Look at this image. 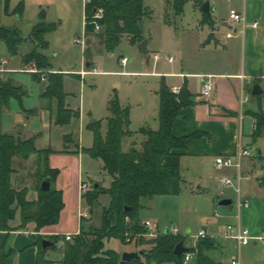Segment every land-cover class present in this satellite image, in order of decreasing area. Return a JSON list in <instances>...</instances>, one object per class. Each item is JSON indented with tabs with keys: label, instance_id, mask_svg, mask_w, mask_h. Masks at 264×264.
I'll use <instances>...</instances> for the list:
<instances>
[{
	"label": "rangeland",
	"instance_id": "rangeland-1",
	"mask_svg": "<svg viewBox=\"0 0 264 264\" xmlns=\"http://www.w3.org/2000/svg\"><path fill=\"white\" fill-rule=\"evenodd\" d=\"M0 1L2 2L0 8L1 24L5 27L18 29L22 37L27 38L30 35L32 25L39 21V14L42 12L45 13L47 22L58 25L56 31L45 36L46 41L48 40L51 43L50 47L41 50L52 67L51 70L41 71L45 74L46 79L52 73L67 74L56 71L54 68L76 73L83 68L84 60L88 64L96 62L90 70L97 69L98 74L87 75L83 79L75 75L64 77L65 107L79 113L72 117L70 124L57 126L53 122L51 128L45 129L43 125L45 121H42L40 115H38L31 121H25L28 124V128L25 130L29 133L41 132L42 138L38 141L39 148L51 149L56 153L55 157H49L48 163L51 169L59 171L53 189H61L66 195L62 230L66 233L74 232V230L80 228L79 209L81 212L87 211L90 214L89 219L85 222V229L100 228L103 210L109 206L110 196L107 194L101 195L92 208L88 207L85 201L81 202L80 207L78 182L81 178L82 184L88 185L90 191L95 184H100L103 188L108 189L111 178L104 171L103 162L93 159L87 153V150L93 146L95 131H99L102 137L106 136L107 119L111 116L108 109L109 102L116 97L122 107L130 109L131 123L129 131L133 133L131 141L135 144L140 145L143 141V135L140 134L142 129L153 131L159 129L160 99L158 93L161 80L145 75L152 72L154 63L148 56L140 55L137 49L129 44L126 35L113 52H108L104 46L95 45L97 36L89 39V43H91L90 50L88 52L83 51V46L76 42L84 40V46H86L87 37L84 33L83 18L84 0H11L9 12L7 13L4 11V0ZM20 1L24 2L25 7L23 17L17 19L18 15H14V9ZM210 1L216 8L213 19L219 24L222 23V20L228 19L231 7H238L239 2V0ZM145 6L151 12V15L144 18L141 23V30L145 40L151 42L148 47L150 53L158 49H169L174 41L172 38L173 32L182 37L185 33H192L193 26L203 21L200 9L194 6L192 0L185 3L180 15L175 13L174 0H145ZM103 12L105 14L104 10ZM203 25L206 27L208 23L203 22ZM104 32L105 28H102L98 33H94L102 35ZM195 33L198 36L202 35L200 31ZM203 43H206V41L204 40ZM240 46L239 44L226 56L232 69H238L242 62ZM31 49L32 45L29 43L20 47L16 56H10L6 47L2 45L0 47V59L2 57L3 60L9 62L8 68L20 69L26 73L19 70V72L7 74L5 70L0 69V80L3 83L11 82V79L17 81L16 85L22 87L25 92V96H23L24 107H41L47 110L44 114V116H47V120H49L48 116L51 114L52 120L56 122L57 101L41 97L46 91L47 81L35 80L27 72L36 64L32 62L30 65H25L22 60V53L26 50L29 52ZM124 58H127L128 64L125 68H122L121 63ZM165 67L167 66L161 63L157 70L162 71ZM131 73L144 74L132 75ZM6 75L11 79L7 78ZM261 107H263L264 112V104ZM20 109L21 104L16 99H11L6 107L0 105V134L11 132L14 122L13 112L20 111ZM24 117L27 118L28 116ZM92 121H97L98 124L92 127L90 125ZM248 132L246 129L243 147L249 150L252 155L242 160V173L248 177L241 182V198L242 201L247 200L250 205L252 201L257 200V207H259L257 209L262 213L264 212V185L260 182L264 180V131L263 135L256 141L252 139L250 133L247 134ZM67 136L70 137L69 142H66ZM257 148L261 149L260 156H257L254 152ZM128 149L129 146L125 143L123 151ZM65 150L71 152L80 150V154L63 153ZM189 162L191 161L183 162L180 194L142 199L143 209L140 211V216L143 219L141 221L150 220L158 224L162 231L171 227H178L181 236H188L185 239V247L188 249L194 245L196 247L198 240L194 238L201 230L210 231L213 225L217 227V235L222 236L223 227L235 223L239 214V194L236 191L239 187L237 170L235 168L215 170L210 167L206 172L201 173L192 167V163ZM39 164L40 159L37 155H33L28 161L16 157L12 163L13 169L17 171V176H15V173L12 176V188L17 191L27 189V198L30 201H32L31 198L37 195ZM221 177L231 179L234 187L226 190L218 182ZM199 186L200 189H198ZM220 190L227 192L225 197L233 201V210L219 205L218 195ZM17 218L21 221L19 213ZM19 221L17 222L19 223ZM28 230L31 231V225L28 226ZM189 230L190 233H188ZM43 237L50 241V236ZM126 243L112 241L107 243V248H113L119 253L134 252V245ZM248 249H250V252L243 250L240 257L238 254L235 255L241 264H264L262 243H259L257 247L251 245ZM27 250L28 248H25L23 253ZM62 253V248H51L46 255V259L53 261L54 264H59ZM235 253L233 248H230L224 251V256L230 258ZM189 264H196V262H190Z\"/></svg>",
	"mask_w": 264,
	"mask_h": 264
},
{
	"label": "trees",
	"instance_id": "trees-1",
	"mask_svg": "<svg viewBox=\"0 0 264 264\" xmlns=\"http://www.w3.org/2000/svg\"><path fill=\"white\" fill-rule=\"evenodd\" d=\"M189 0H174L175 11L180 15L183 6ZM197 7H201L206 0H192ZM11 0H4V11L9 12ZM0 1V8H1ZM99 9L105 11L104 19L100 22L105 32L100 36L102 45L108 52H113L126 35L129 44L136 46L143 41L141 23L151 12L145 6V0H91L85 7L86 21H89ZM24 10L23 2L14 9V15L21 16ZM45 13L39 15V21L31 28L30 35L22 37L18 29L5 27L1 24L0 16V47L4 45L10 56H16L19 48L29 43L31 51L27 52L22 60L25 65L32 62L39 71L52 69L41 50L48 48L45 36L57 30L56 23H48ZM94 34V27L86 24V35ZM39 80L38 74H33ZM65 74L52 73L47 76V88L43 98L57 101V126L70 124L72 117L78 115L65 107V93L63 81ZM159 107V129L157 131L142 129L140 134L146 138L141 149L132 148L123 151V141L133 133L130 127V109L122 107L117 97L109 102L111 116L107 119L106 136L102 137L95 131L93 146L87 153L95 160L103 162L104 171L110 176L111 184L108 189L100 184L92 186L89 193L82 195L83 201L90 208L94 206L101 195L110 196V204L103 210L102 225L100 228L85 229L86 218L81 219V232L75 238L66 242L62 247V259L59 264H184L185 254L178 257L175 249L179 243L185 244L186 236H174L162 232L156 239H146L147 230L141 225L140 211L143 209L141 200L153 199L158 196L179 195L181 192V156L176 150H186L189 143L200 137L191 135L181 138L173 136L172 130L178 113L187 107L193 106L192 95L184 86L178 94L173 93L162 80ZM25 92L14 83L0 80V105L6 107L11 99L22 104ZM263 98V95L259 96ZM264 104V102L262 103ZM263 107L253 117L257 121L254 131L256 141L263 135L264 112ZM98 124V123H97ZM95 126V125H94ZM93 127V126H92ZM40 135L30 140H22L9 134H0V231L9 232L16 229L10 227V222L20 214V226L17 230H25L34 225V231L40 233L45 227L57 226L60 223L61 213L65 204L63 192L54 190L59 171L49 167V157L55 152L51 149L39 150L35 143ZM70 137H66L69 142ZM67 149V148H66ZM86 152L85 150H82ZM63 153L79 154L80 150ZM37 155L39 164L38 197L34 201L28 200V190H14L11 185L15 171L12 166L15 157L28 160ZM52 182L49 192L41 191V183L45 179ZM98 185V188L95 186ZM127 235H131V242L135 253H143L131 261H123V254L115 249L107 248V243L119 241L127 244ZM53 249L62 237L49 238ZM43 236L39 235L36 264H54L47 260L46 255L51 248H43ZM48 241V240H47ZM216 241L210 236L200 239L196 247L189 248L188 253L194 254L198 264H219L211 259L207 252L216 246ZM6 257L0 250V264H6Z\"/></svg>",
	"mask_w": 264,
	"mask_h": 264
},
{
	"label": "crops",
	"instance_id": "crops-1",
	"mask_svg": "<svg viewBox=\"0 0 264 264\" xmlns=\"http://www.w3.org/2000/svg\"><path fill=\"white\" fill-rule=\"evenodd\" d=\"M207 1L209 0H206L205 2ZM22 2L23 1H20V3ZM194 6L197 7L195 4ZM210 6L211 17L204 15L201 11V7H197L200 9L203 15V21L202 23L195 24L193 26L191 30L192 33H185L182 37H179L175 32L172 33V38L174 41L169 49H158L153 53H150L148 47L151 42L148 41L147 50L149 53L147 55H143L138 50V45L140 43L136 46H133L137 49L140 55L148 56L152 61L155 54H160L163 57L162 60L157 63L153 61L154 69L151 73H146L145 75L159 78L161 82L163 80L173 93L175 88L180 92L181 89L186 86L192 95V101L194 105L184 108L178 113L172 130L173 136L177 138L195 134L200 135L199 138L194 139L189 143L186 150L175 151V153L181 156L180 163L182 179V167L184 161H191L189 163H192V167L199 170L201 173L206 172L210 167L218 170L215 163L218 157H235L241 148L245 149L243 147V138L246 135V129L249 131L247 134L250 133L249 135L252 136V139H254L253 124L255 119L253 115L260 111L262 103L264 102V86L261 83V79L264 77V0H239L237 5L238 7H231L228 19L222 20L221 24L217 23L213 19L216 8L211 1ZM83 7L84 33L86 35L85 3H83ZM231 11H236L239 15L244 16L245 22H235L231 20ZM21 17H23V13L21 16H18L17 19H20ZM203 22L208 23V26L205 27ZM254 23H258V28L252 27ZM198 31L202 33L201 36H198L197 33H195ZM95 36L98 38H95ZM86 37V46L83 47V51L88 52L90 50V38H95V45L103 47L99 35L94 33L86 35ZM204 40L206 43H203ZM143 41H145L144 37ZM46 42L48 43L49 48L51 43L48 40ZM239 44L241 45L240 51L242 54V62L238 69H232L230 68V62L227 60L226 56L230 54L233 49L237 48ZM27 50L26 52L23 50L24 53L21 55L22 58L27 53ZM169 58H173L172 63L168 61ZM124 59H122V61ZM83 62V68L76 73L73 71H66L64 69L53 68L56 71L67 73L65 76L75 75L80 79L85 78L87 75L95 73L98 74L97 69H94L93 71L90 70V68L95 65L96 62H91L89 64L85 62V60ZM8 63L9 62H7V60H3L1 57L0 69L3 71L5 70V73L7 74L19 72L20 69L17 70L8 68ZM161 63L167 67L163 68L162 71H159L157 69H159ZM121 66L122 68L126 67L123 66L122 63ZM20 72L26 73L23 70H20ZM82 73L86 74L82 75ZM126 74L129 75L130 73ZM131 74L142 75L144 73ZM207 76L213 77L214 91L210 97L205 98L202 95V92L205 81L204 79ZM7 78L11 79L8 76ZM40 79L42 81L41 76ZM11 81L15 83L16 87H20L16 85L17 81L12 79ZM46 81L47 79L45 76V82ZM256 85L261 87L263 91V98H259V96H253V88ZM44 93L41 96L42 98ZM45 111L47 110L41 107H24L22 99L20 111L17 110L13 112L14 114L12 116L14 117V122L11 127V132H3L1 134L14 135L21 138L22 140H30L33 137L40 135L36 140L35 145L39 150H46L40 149L38 146V141L42 138L41 132L29 133L27 130H25L28 128V124H26L25 121H31L38 115H40L42 121H45L43 124L45 129L51 128V125L53 122L55 124V121L52 120L51 114L48 116L49 120H47V116H44L46 113ZM24 116L28 117L25 118ZM56 119L57 114L55 120ZM131 138H133V136L130 138H125L123 141V146L125 143L129 146V149L125 152L131 150L134 146L135 148L140 149L143 143L146 141V138L143 136V141L140 145H137L131 141ZM55 156L56 153L50 155V158ZM32 157L33 155L28 160H30ZM14 159H16V157ZM235 170L237 169L235 168ZM14 171L15 176H17V171ZM237 172L239 174L238 170ZM240 172L243 175L242 166ZM244 177L246 179L248 176L246 175ZM242 181H238V188H240ZM82 183L83 182L80 178L78 182L80 207L81 202H83V199L81 200ZM260 184L264 185V180H262ZM198 189H200V186ZM57 190L62 191L61 189ZM36 194L37 195L35 197L31 198L32 201L36 200L38 197L37 189ZM226 195L227 192L220 190L218 201L220 202L223 199H227L225 197ZM239 199L242 201L241 192ZM63 201L65 204L66 195H64V193ZM257 208H259L257 207V200L252 201L249 208L239 209L238 206L239 214L235 223L227 224L225 227H223L224 232L222 236L217 235L218 230L215 225L211 227L209 231L211 233L210 237L215 240L217 244L213 250L207 252V255L211 259L219 264H231L233 258L237 257L235 256L236 254L241 256L243 250L250 252V249H248L249 246L252 245L253 247H257L259 245V242L253 241L248 246L239 249L236 242L227 241L223 238L228 225H240L244 228H247L250 230L253 236H258L260 233H264V212L260 213L259 209ZM79 211L80 228H77L74 230V232L66 233L62 230L64 222L63 211L61 213L60 223L57 226L45 227L40 233L34 231L35 227L33 224H31V231H29L28 228L25 230H17V227L20 226L21 222L16 216V219L10 222V227L16 230L9 232L0 231V250L6 257V264H36L38 253L37 242L39 235L45 237L58 236L62 238L66 235H78L81 232L82 216L87 215V218L85 217L86 220H88L90 217L89 212H81L80 209ZM140 219L143 220L141 216ZM17 221H19V223ZM188 233H190V230ZM25 248H28V250L23 253ZM230 248H233L236 253L231 255L230 258H225L226 256H224V251L229 250ZM258 257L261 258L260 256ZM191 262H196V264H198L195 258H193Z\"/></svg>",
	"mask_w": 264,
	"mask_h": 264
},
{
	"label": "built area",
	"instance_id": "built-area-1",
	"mask_svg": "<svg viewBox=\"0 0 264 264\" xmlns=\"http://www.w3.org/2000/svg\"><path fill=\"white\" fill-rule=\"evenodd\" d=\"M91 0H84L85 3V7L86 5L90 4ZM230 18L231 20L235 21V22H245V18L244 16L239 15L236 11H231L230 13ZM104 19V12L102 9H99L95 12V14L93 15V17L89 20L86 21V24L88 23L89 25H92L94 27V32H99L102 29V26L100 24V22ZM253 28H258V23H254ZM85 41L82 40H78L77 43L81 44L83 47L85 45L84 43ZM162 55L160 54H155L153 56V61L154 62H159L160 60H162ZM168 61L170 63L173 62V58H169ZM123 66H126L127 64V59H124L122 61ZM27 73H33V74H38V75H42V81H45V74H43L41 71H39L38 69H36V66H34L31 70H29ZM83 75H85L86 73H82ZM204 86H203V92L202 95L205 98L210 97V95L212 94V92L214 91V83H213V77L211 76H207L204 79ZM261 83L264 86V77L261 79ZM174 93L178 94L179 90L178 89H174ZM254 127L253 130L255 131L257 129V121L254 120ZM251 152L249 150L243 149L241 148L237 154L235 155V157L233 156H227V157H218L215 161L216 163V167L218 170H224V169H232V168H236L239 171L238 174V181H242L243 179H245V177L241 174L240 170H241V166H242V160L248 157H251ZM220 184L226 189H230L231 187H234V183L231 179L227 178V177H221L219 179ZM88 191H90V188L88 185L86 184H82L81 185V192L82 195L86 194ZM237 193L240 196V188H237ZM239 209L242 208H249L250 207V203L248 201L242 202L239 199ZM87 218V215H83L82 218ZM141 225L147 230V233L144 235L145 238L147 239H156L162 232L167 231L168 233L174 235V236H179L180 235V230L178 227H171L170 229H166L164 231L160 230L158 224L150 221V220H145L141 222ZM211 233L207 230H202L199 232V234L194 238L196 240H200V239H204L207 238L208 236H210ZM76 236V235H75ZM74 235H66L65 237H63V239H61L58 243L57 246L58 248H62L64 247L66 242H70L73 240ZM127 242L130 243L131 242V235H127ZM188 237V236H186ZM223 238L227 241H234L237 243V246L239 249H241L242 247L248 246L249 244H251L253 241L262 243L263 245V249H264V233L258 235V236H253L250 232L249 229L244 228L240 225H228L226 227V231L224 233ZM195 246V245H194ZM193 246V247H194ZM240 257V256H239ZM194 258V254L192 253H186L185 254V260H184V264H189L191 262V260ZM231 264H241L240 260L238 259V257L233 258Z\"/></svg>",
	"mask_w": 264,
	"mask_h": 264
},
{
	"label": "water",
	"instance_id": "water-1",
	"mask_svg": "<svg viewBox=\"0 0 264 264\" xmlns=\"http://www.w3.org/2000/svg\"><path fill=\"white\" fill-rule=\"evenodd\" d=\"M201 11L203 12L204 15L208 16V17H211V6H210V2L207 1L205 2L202 6H201ZM147 45H148V41L145 40L143 42H141L139 45H138V50L141 54L143 55H147L149 52L147 50ZM263 94V91L261 89V87L259 85H256L254 88H253V96H261ZM97 124V121H92L91 122V126H94ZM255 154L257 156H260L261 155V150L258 148V149H255ZM51 186H52V182L51 180L48 178V179H45L42 181L41 183V191L43 192H49L51 190ZM96 188H98V185L95 186ZM219 205L220 206H223V207H228L229 209H233V201L230 200V199H223L219 202ZM165 233H168L167 231H165ZM52 247V243L47 241V240H44L43 241V248L44 249H48V248H51ZM189 251L188 248L185 247V244L184 243H179L175 249V254L178 256V257H181L183 254H186L187 252ZM143 253H135V252H126L123 254V261H131L133 259H136L138 258L140 255H142Z\"/></svg>",
	"mask_w": 264,
	"mask_h": 264
}]
</instances>
